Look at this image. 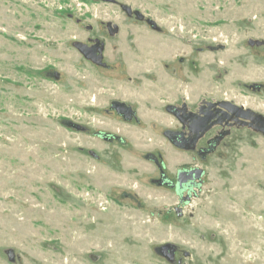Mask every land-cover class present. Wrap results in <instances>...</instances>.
I'll return each instance as SVG.
<instances>
[{"label": "rangeland", "instance_id": "1", "mask_svg": "<svg viewBox=\"0 0 264 264\" xmlns=\"http://www.w3.org/2000/svg\"><path fill=\"white\" fill-rule=\"evenodd\" d=\"M0 264H264V0H0Z\"/></svg>", "mask_w": 264, "mask_h": 264}, {"label": "water", "instance_id": "2", "mask_svg": "<svg viewBox=\"0 0 264 264\" xmlns=\"http://www.w3.org/2000/svg\"><path fill=\"white\" fill-rule=\"evenodd\" d=\"M107 1H111V0H107ZM123 8L128 12V13H132L133 9L132 7H130L129 5H123ZM135 14L139 17L142 16L140 11H135ZM78 49L87 57L90 59H97L98 55L96 54V47L94 46H88L84 43H78L77 44ZM225 107H227L228 109H230L231 111H233L234 113L241 115V116H247V112L244 111L242 108L236 106V105H230V104H223ZM210 117H207L205 119H201V121L199 123H196L194 130L195 131H199L198 125L199 124H206L207 121L209 120ZM194 174L195 176L191 175ZM190 175H187L186 172H180L179 174V178H180V185L187 180V178H192V177H196V178H200L203 175V170L201 168H195L192 173ZM187 175V176H186ZM177 212H179V208L177 209ZM188 254V253H186Z\"/></svg>", "mask_w": 264, "mask_h": 264}, {"label": "flooded vegetation", "instance_id": "3", "mask_svg": "<svg viewBox=\"0 0 264 264\" xmlns=\"http://www.w3.org/2000/svg\"><path fill=\"white\" fill-rule=\"evenodd\" d=\"M95 47V46H94ZM96 54H97V47H96ZM244 110V109H243ZM245 111V110H244ZM223 114V113H225L227 116L229 115V114H236V113H234L233 111H231L230 109H228L227 107H225V106H223V108L222 107H219V108H216L215 110H202V114H200L199 116H197V118H195L193 121H192V123H191V125H190V129L192 130V132H194V133H199V132H201L207 125H208V123L212 120V119H214L215 117H217V115L218 114ZM236 115H238V114H236ZM238 116H241V115H238ZM207 117H210L209 118V120L207 121V123L206 124H199L198 125V128H199V131L197 132V131H195L194 130V127H195V125H196V123H199L200 121H201V119H205V118H207ZM243 117H245V116H243ZM195 168H199V167H195ZM195 168H185V169H181V170H179L178 171V174H177V186H178V189L179 190H182V188H184L185 186H187V185H189V184H191V183H193L196 179H199V178H196V177H192V178H187V180L186 181H184L181 185H180V183H179V181H180V178H179V174H180V172H186L187 173V175H190L191 173H192V171L195 169ZM186 175V176H187ZM191 175H193V176H195L194 174H191Z\"/></svg>", "mask_w": 264, "mask_h": 264}]
</instances>
